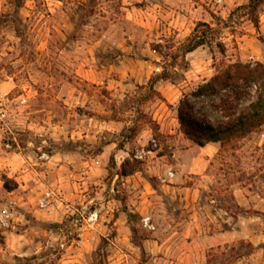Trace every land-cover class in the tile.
Wrapping results in <instances>:
<instances>
[{"label": "rangeland", "instance_id": "obj_1", "mask_svg": "<svg viewBox=\"0 0 264 264\" xmlns=\"http://www.w3.org/2000/svg\"><path fill=\"white\" fill-rule=\"evenodd\" d=\"M248 2L0 0V264H94L100 246L105 264H264V221L254 213H264V125L205 159L176 118L182 94L215 63H264V5L255 27L236 10ZM219 19L228 22L224 55L204 45L186 68L172 59L198 21ZM163 67L173 79L146 98ZM254 99L252 89L238 108ZM192 100L213 123L226 120L210 106L217 97ZM135 158L141 170L118 177ZM3 176L17 187L7 191ZM240 185L243 206L233 196ZM184 186L189 203L175 189ZM197 211L204 224H186ZM229 227L203 256L202 237Z\"/></svg>", "mask_w": 264, "mask_h": 264}, {"label": "trees", "instance_id": "obj_2", "mask_svg": "<svg viewBox=\"0 0 264 264\" xmlns=\"http://www.w3.org/2000/svg\"><path fill=\"white\" fill-rule=\"evenodd\" d=\"M20 3L18 4V6ZM264 0H249L247 4L236 8L247 10L251 15L250 20L256 27L258 25L257 11ZM228 26V22L219 19L217 26H212L208 22L198 21L192 29L190 35L179 45L178 54L173 55L172 59L182 57L184 67H187L185 56L193 52L198 47L215 45L219 52L225 54V45L220 40L221 29ZM178 55V56H177ZM173 72L163 67L158 73L153 74L147 82L146 98L159 96V92L154 88L160 80H172ZM254 90L255 99L246 107L238 108V102L250 97V91ZM205 97H217V101L210 103L214 111H219L225 121L213 123L206 113L200 112L192 99H202ZM176 118L183 135L195 145L200 147L208 143L219 144L220 149L234 148L236 143L246 137L251 132L256 131L264 125V63L260 61H241V60H221L214 64V73L205 81L198 84L189 93H184L178 100L176 106ZM154 137H158L159 127L153 120H148ZM129 134L126 138H133L137 133V127L128 128ZM141 170V162L138 159L124 160L119 171L118 177H125ZM154 178H149L152 181ZM3 187L11 191L17 187L16 182L2 177ZM155 188V184H152ZM123 212L127 219L133 215L123 206ZM261 216L264 221V213L254 211ZM45 227H59L60 224H42ZM131 232L135 234L137 229L130 226ZM139 246H141L139 244ZM105 252L100 246L96 251L94 264H105Z\"/></svg>", "mask_w": 264, "mask_h": 264}, {"label": "crops", "instance_id": "obj_3", "mask_svg": "<svg viewBox=\"0 0 264 264\" xmlns=\"http://www.w3.org/2000/svg\"><path fill=\"white\" fill-rule=\"evenodd\" d=\"M209 145H215V146H211V148L213 149V151L211 153L207 152V149L210 147ZM216 145H217V143L211 142V143L206 144L203 147L198 146V148L200 149L201 153L204 155L205 159H207V158L210 159L219 149ZM205 163H207V162H205ZM180 179L182 180V175L180 176ZM199 186L203 187V184H199ZM172 188H175V187H172ZM191 188L192 187L184 186V187H179V188H175V189H177V191H178L177 193H184V195H185L184 199H186L187 200L186 202L189 203L188 198L190 196ZM193 190H194V192L199 191V188L195 187V189L193 188ZM248 193H249V191L243 185L237 186V188H235L233 190V196L235 197L238 205L243 206V205H245V203L248 204V202H247L248 198L246 196ZM202 216H203V212L197 211L194 214L193 221L189 220V221H187L186 224H188V222H189L190 225L192 224V225L198 227L199 224L197 221H201L200 223L204 224V221L202 220L203 219ZM191 217H193V216H191ZM177 220H179V218H177ZM194 220L196 223L194 222ZM235 231H236V227H229V228H225L224 230H221V231H218L215 233H211V234L209 233V234L205 235L204 237H202L201 249H202L203 256H205V249L206 248H211L213 246H217L219 244L225 243L227 241V237L230 235V233H233Z\"/></svg>", "mask_w": 264, "mask_h": 264}, {"label": "built area", "instance_id": "obj_4", "mask_svg": "<svg viewBox=\"0 0 264 264\" xmlns=\"http://www.w3.org/2000/svg\"><path fill=\"white\" fill-rule=\"evenodd\" d=\"M144 221H145V224L148 225L147 219H145Z\"/></svg>", "mask_w": 264, "mask_h": 264}]
</instances>
